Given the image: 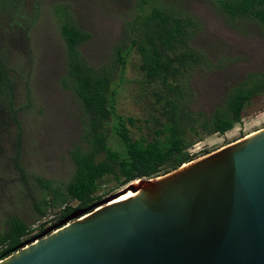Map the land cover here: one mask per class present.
<instances>
[{"label": "rangeland", "instance_id": "obj_1", "mask_svg": "<svg viewBox=\"0 0 264 264\" xmlns=\"http://www.w3.org/2000/svg\"><path fill=\"white\" fill-rule=\"evenodd\" d=\"M160 2L176 10H188L201 22L191 44L203 54L204 61L187 77L193 110L211 113L223 105L232 87L250 74L264 72V30L254 20L233 21L211 0ZM137 3V0H21L18 15L33 20L27 31L17 28L7 4L0 5V58L6 59L8 76L13 82L12 107L0 97V231L12 215L29 223L31 234L57 222L56 209L38 218L32 208V202L40 194L35 178L40 176L63 186L74 170L71 151L85 141L86 115L73 91L62 81L66 74V47L59 32L64 15L59 6L91 34L79 47L86 62L93 68L115 66L117 111L138 118L131 127L133 136L153 134L154 84L144 81L134 50L126 56L122 73L113 52L118 44H128L132 34L129 22L136 17ZM15 118L21 129L18 137ZM261 128H264V94L246 106L241 122L231 130L207 135L188 150L198 158ZM108 130L109 145L120 149L115 135ZM15 159L26 172L24 179L15 168ZM120 188L107 178L98 194L104 197Z\"/></svg>", "mask_w": 264, "mask_h": 264}, {"label": "trees", "instance_id": "obj_2", "mask_svg": "<svg viewBox=\"0 0 264 264\" xmlns=\"http://www.w3.org/2000/svg\"><path fill=\"white\" fill-rule=\"evenodd\" d=\"M137 1L136 17L129 22L132 34L128 44H118L113 52L122 73L126 56L134 50L139 56L144 81L154 84L151 91L155 106L151 117L156 121L153 134L133 136L131 127L136 125L138 118L117 111V89L113 87L115 66L93 68L86 62L79 47L91 34L59 6L64 14L59 32L66 47V74L62 81L73 91L86 115L85 141L71 151L74 170L63 186L40 176L35 178L40 194L32 202V208L38 218L56 209L54 214L58 222L75 209L90 206L102 198L98 192L107 178L120 187L136 178L157 176L193 160L196 156L188 149L194 143L207 135L231 130L241 122L246 106L264 94V72L253 73L232 87L223 105L211 113L193 110L187 77L204 61L203 54L191 44L201 29V22L188 10H176L160 0ZM211 1L231 20H254L264 30V0ZM20 2L0 0V5L7 4L17 28L27 31L33 20L18 15ZM146 4L149 8H143ZM5 60L0 58V97L12 107L13 82ZM13 120L18 137L20 125L16 118ZM109 123L110 128L106 126ZM108 129L115 135L120 149L109 145ZM15 168L24 179L26 172L17 159ZM31 233L29 223L16 215L9 216L0 231V259L36 234Z\"/></svg>", "mask_w": 264, "mask_h": 264}, {"label": "water", "instance_id": "obj_3", "mask_svg": "<svg viewBox=\"0 0 264 264\" xmlns=\"http://www.w3.org/2000/svg\"><path fill=\"white\" fill-rule=\"evenodd\" d=\"M0 264H264V128L75 209Z\"/></svg>", "mask_w": 264, "mask_h": 264}, {"label": "bare ground", "instance_id": "obj_4", "mask_svg": "<svg viewBox=\"0 0 264 264\" xmlns=\"http://www.w3.org/2000/svg\"><path fill=\"white\" fill-rule=\"evenodd\" d=\"M132 195V192H128V193H126L125 195H122L121 197H119V199H121V198H125V197H127V196H131ZM116 200H118V199H116ZM115 201V200H114Z\"/></svg>", "mask_w": 264, "mask_h": 264}, {"label": "flooded vegetation", "instance_id": "obj_5", "mask_svg": "<svg viewBox=\"0 0 264 264\" xmlns=\"http://www.w3.org/2000/svg\"><path fill=\"white\" fill-rule=\"evenodd\" d=\"M42 232V231H41ZM40 231H38L34 236L38 235L39 233H41Z\"/></svg>", "mask_w": 264, "mask_h": 264}]
</instances>
